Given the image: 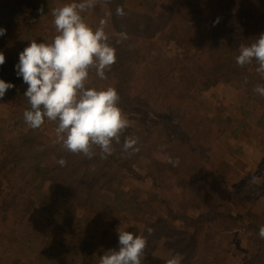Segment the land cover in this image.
<instances>
[{"label":"rangeland","instance_id":"374dc122","mask_svg":"<svg viewBox=\"0 0 264 264\" xmlns=\"http://www.w3.org/2000/svg\"><path fill=\"white\" fill-rule=\"evenodd\" d=\"M10 1L0 0L1 27L6 29V34L0 36V52L7 61L17 64L19 53L31 40L50 43L57 33L52 14L40 15L37 24L29 29L35 12H10ZM233 1L228 12L225 8H212L216 0H96L94 7L81 13L85 23L94 29L98 27L93 24L94 13L98 10L100 21H105V32L114 34L115 49L126 63L125 70L120 72L106 69L103 80L91 71L87 86L98 90L112 87L117 91L118 106L129 126L118 143L113 141L112 147L119 153L120 163L133 167L134 172L128 168L116 169L104 160L94 161L97 158L94 152L91 158L83 153L67 152L56 139L55 122H44L37 129L24 122L22 129L8 132L9 125H16L11 117L22 115L24 104L21 99L9 98L7 94L0 98V134L8 135L10 145L17 146L16 132L19 130L38 139V147L27 167L30 172L31 163L45 169L42 178L36 182L29 181V177L27 182L23 181L31 200L26 199L22 216L16 213L15 205L16 200L23 201L21 194L14 196L9 175L0 172V218L7 217L3 220L8 222L4 227L10 225L15 228L13 232L25 227L30 231H26L19 242L23 244L28 238L33 240L28 245L33 251L31 254L27 256L26 249L16 257L10 250L0 264H30L34 252L46 253L52 246L51 253L59 257L75 240L86 246L85 261L96 264L105 252L118 250V231L121 230L147 238L142 264H167L173 257L180 264H264V248L246 235L244 221L246 215L253 214L258 225L264 226V132L260 135L261 132L253 128L255 119L252 117L236 137L228 138L227 130L219 133L217 129L221 126L215 123L219 119L225 123L227 113L238 116L240 106L246 102L256 105L255 115L264 110V96L254 92L257 86H264V79L257 75V64L253 62L241 67L236 63L240 45H251L264 34V0ZM73 2L79 0H53L51 5L58 8ZM118 8L123 10L122 16L117 15ZM193 11L197 12L198 18L207 14L206 21L211 23V30L201 27L198 37L211 39L210 47L215 42L220 49H210L201 59L189 57L175 41H167L161 36L166 30L186 23L183 17H189ZM18 15L21 23L16 25ZM28 16L26 27L24 23ZM16 26L18 31H15ZM14 32L18 38H12ZM122 33L126 39L122 38ZM212 33L214 38L210 36ZM145 41L149 43L143 45ZM201 45L196 44L197 47ZM192 50L193 47L190 53ZM211 62L217 63L215 77L208 67ZM233 66L242 72L231 75L226 69ZM125 72L128 73L126 76ZM151 76L159 81L161 76L162 81L175 77L181 84H192L184 112L173 107L169 113L165 111V105L160 108V117L154 118L146 109L131 110L133 102L129 100L134 101L133 94L143 90L148 93V88L154 91L146 84ZM125 79L128 86L124 85ZM183 120L185 123L178 130L185 132V137L194 128L200 129V123L205 125L202 144L196 152L193 148L190 151L183 149L186 144L181 140L182 134L166 132L169 123L182 124ZM234 127L235 123H231V129ZM126 138L136 140L135 150L124 151ZM250 139L258 144L251 146ZM200 155L203 160L204 156L210 158L214 170L210 167L206 172L199 168L197 172L194 158ZM60 158L71 162L61 166L57 164ZM236 159L241 162L240 166L235 165ZM88 160V171L85 168L75 174L68 168L69 163ZM222 172V179L228 182L230 192L236 196L232 205L224 201L221 204L218 188L209 181L208 175ZM178 215L208 217L203 221L196 220L197 223H184L175 219ZM75 218H80L85 227L80 237L65 233L61 227L62 222L70 223ZM147 228L153 229L151 235ZM19 242L18 249L23 250ZM54 262L62 264L59 260Z\"/></svg>","mask_w":264,"mask_h":264},{"label":"clouds","instance_id":"9594fccd","mask_svg":"<svg viewBox=\"0 0 264 264\" xmlns=\"http://www.w3.org/2000/svg\"><path fill=\"white\" fill-rule=\"evenodd\" d=\"M95 3L96 0H79L54 8L51 14L57 34L50 43L31 40L19 53L15 69L16 75L28 86L24 96L30 108L23 113L28 126L40 128L45 119L55 122L56 139L67 152L83 153L91 158L95 147L106 158L112 154L113 141L119 142L129 123L118 106L119 96L114 88L98 90L87 86L91 71L101 80L106 79V69L116 62V50L104 30L105 21L101 20L93 29L81 15ZM38 11L43 16V6ZM123 14L118 8L117 15ZM5 34L6 29L0 27V36ZM121 36L127 38L123 33ZM253 61L258 65L257 73H264V34L251 45L239 47L237 65L243 67ZM4 63L5 55L0 52V65ZM14 87L0 79V98ZM254 92L264 96V86H257ZM135 144V139L126 138L124 151L135 150ZM59 164L64 166L66 161L61 159ZM146 231L151 235L153 229ZM258 237L264 239V226L259 228ZM118 240V250L105 252L99 264H142L147 238L121 230ZM167 264H180V261L173 257Z\"/></svg>","mask_w":264,"mask_h":264},{"label":"trees","instance_id":"16d2710c","mask_svg":"<svg viewBox=\"0 0 264 264\" xmlns=\"http://www.w3.org/2000/svg\"><path fill=\"white\" fill-rule=\"evenodd\" d=\"M48 1V2H47ZM233 0H216V3L213 4L214 7L216 8L219 7L220 9L225 8L228 10V12L231 11L233 7ZM53 3V0H11L8 5H9V10L10 12H19L22 14V12L26 13H34V15L31 17L30 23L28 24L29 29L32 26H35L37 24V18L41 15V13L38 11V9L43 6L44 12L43 14H51L52 10L56 8V5H51ZM192 3V2H191ZM49 6V7H47ZM1 7V6H0ZM98 10L94 13L95 21L93 24L96 26H99L100 24V17L97 15ZM181 12V11H180ZM208 13H212L211 10H208ZM214 13V12H213ZM16 25L20 24V17L19 15L16 16ZM184 21L186 23L180 24L179 28L176 27L175 29H168L165 31V34L161 35L163 39H166L167 41H175L176 44H178L185 53H188L187 55L193 58H202L204 57L210 49L216 50L219 49V45L216 46L215 42L214 44H211V39L208 38H201L198 37L200 32L201 27L209 29L211 27V23L208 21V15L203 16L202 18H198L197 12L193 11V13L189 17H183ZM230 19V17H227ZM29 16L27 18V21L24 23L27 27ZM174 22V21H172ZM3 21H0V27L2 25ZM18 27H15V31H18ZM95 29V28H94ZM109 36V43L115 48V39H114V34L110 33L109 31L106 33ZM208 34V33H207ZM18 34L12 35L13 37H17ZM212 38H214V33L210 34ZM18 38V37H17ZM211 38V37H210ZM140 40H138L139 42ZM149 42L145 41L143 45H147ZM197 43H202L201 47H197ZM252 44V43H251ZM249 45V44H248ZM247 45V46H248ZM191 47H193L192 53ZM115 54H116V62L112 65L110 68L113 73L115 72H120L121 70H125L126 63L122 60V55L121 53L118 52V49H115ZM220 50V49H219ZM8 58L5 57V63L3 65H0V79H3L5 82L12 83L15 85L14 88H11L6 91L5 95L7 94L9 98H14V99H21L23 101V110H27L30 108V105L28 103L27 98L24 96V92L27 89V85L23 82L22 77H18L16 75V69L14 63H10L7 61ZM255 62V61H253ZM232 64V63H230ZM229 64V65H230ZM258 66V65H257ZM210 67V74L215 77L216 76V68H217V63L216 62H211L209 64ZM227 71H230L231 75H235L236 73L242 72L238 67L233 66L232 68L226 69ZM199 72H201L199 70ZM214 72V73H213ZM125 76L128 74L127 72L124 73ZM151 75H154L153 73ZM259 78L264 79V75H261L260 73H257ZM163 76H161V81L156 79V77L151 76V79L146 81L148 86H151V88L154 90L153 92L148 88V93H146L144 90L141 91L139 94L135 95L133 94L131 98L134 101L129 100V102H133L131 104V110L137 111V108L139 109H146L147 111L151 112L152 117L154 118H159V112L160 108L165 106V111L168 110L169 113H171V108L174 107V110L180 109L179 111L186 110V105L189 102V97H188V92L190 91V88L192 86L191 83H186V84H181L180 80L175 79V77H171V80L167 79L165 81H162ZM128 80L125 79L124 85L128 86L129 83L127 82ZM161 82V83H159ZM263 84V82H261ZM152 95V96H151ZM147 98V99H146ZM171 103H174L171 104ZM176 105V107H175ZM256 105L250 104L246 102L244 105H241L239 108V111L237 112L238 116L234 117L233 113H227L226 117H224V122L222 123L219 119V121H216V124H219L221 127L220 129H217L219 133H225V130H227V137H236L239 135V130L245 125L247 121H249L250 117L254 118L255 121L253 122L254 129L260 131V135L262 132H264V110H262L258 115L254 114V108ZM184 112V111H183ZM178 117V114L177 116ZM11 120L16 124V125H9V130L8 132H13L16 131L17 129H22V125L24 126V118L23 114L19 115L16 114V116H12ZM160 120V119H159ZM182 120V118L180 119ZM216 120V119H214ZM47 119H45V123H47ZM185 121L183 120L182 124H179L178 122H174L173 124L169 123V130H166L169 134L175 132V133H180L182 134L181 140L186 144V146H183V149H186L188 151L194 149L193 151L196 152L202 144V136L204 133V124L202 125L201 123L199 124L200 129L195 130V128L190 131L187 134V137L185 132L179 131V127H182L184 125ZM231 123H235V127L231 129ZM20 124V126H19ZM200 130V133H199ZM178 131V132H176ZM17 139L19 141V146L16 144L10 145L11 139L8 138V135H1L0 134V172L6 173L9 175L10 180L13 182V191H14V196L17 194H21L20 197L23 199L21 201L20 199L15 201L16 205V213H20V216L24 213V206L26 205L27 200H31V195L28 192V189L25 185V182H27V177H29V181L32 183L36 182V180L43 176L44 168L37 167L33 165L32 163L30 164V167L33 166L32 171L28 169V161L36 151L37 147V141L38 139H35L34 136H29L27 133L20 131L16 132ZM218 133V134H219ZM243 134H246L244 131ZM248 134V133H247ZM30 138V141H25V139ZM23 139V141H21ZM240 139V138H239ZM208 141V140H207ZM256 140L250 139V145L255 147L257 142ZM36 147V149H35ZM94 153H96L97 158L94 161H97L100 163V161L104 160V163L116 168V169H126L128 168L130 171L134 172L133 167H126L125 165H122L119 161V153L116 151H112L111 155H108L106 158L104 154L100 151L99 148H93L92 149ZM238 151V150H236ZM226 151H224L225 153ZM234 153V152H231ZM193 156V153H189ZM235 154H237L235 152ZM60 156H62V153L60 151ZM201 156V155H200ZM205 160L202 159L201 157H195L194 161H197V172H199V168L205 169L206 172L210 171V167L214 170V165L211 163L210 158L205 157ZM61 160V158L59 159ZM79 160V159H78ZM71 162V160L66 161ZM59 164V161L57 162ZM89 164L90 161H77L73 163H69V169H71L72 172L75 174H80V172H83L84 169L86 168V171L89 170ZM68 165V164H66ZM236 166H240L241 162L236 159L235 161ZM219 169L216 171L218 172ZM79 172V173H78ZM32 173H39V175L33 176ZM218 174V173H217ZM223 172L218 175H208L209 181L214 182V187L218 188V191L220 192V198H221V204L223 201L225 203H234L236 200V196L233 195V193L230 192L229 187H228V182L222 179ZM42 178V177H41ZM157 179H155L156 181ZM41 179H39L38 182H40ZM30 183V182H29ZM211 185V183H210ZM199 193V191H197ZM200 195V193H199ZM238 195V194H237ZM201 196V195H200ZM27 199V200H26ZM232 205V204H231ZM223 214H229V213H223ZM208 217V216H207ZM206 217V218H207ZM205 216H199V217H190L188 215H178L175 216L176 220H181V222H199L203 221L206 219ZM7 219V217H1L0 218V260L5 259V254L12 251L14 256L18 257L19 252H24L26 249V255L28 256L31 254L33 251L29 249L28 245H30L33 240L31 238L26 239V242L21 244V241L19 242L21 236L26 233V231H30L29 229H25V227H19V229L15 232L14 229L10 225H7L6 228L4 227L5 224H8L7 221L3 220ZM245 232L246 235H249L253 240H255L257 243H259L260 247L264 248V239H260L258 237V232L260 226L257 223V219L255 215H246L245 216ZM196 222V223H197ZM83 221L80 218H75L73 222H62L61 227L65 229V233L69 232L72 233V235H75V237H80V234L82 231L85 230V227L82 225ZM18 242L19 245H22L23 250L18 249ZM81 241L76 240L73 242V245L68 246L65 248V253L60 254L59 257L53 255L51 253V249L53 246L47 249L46 253H35L33 255V259H29L30 264H58L59 262H54L55 260H59L62 264H94V263H89L85 261V245L84 244H79ZM85 243V242H82ZM86 244V243H85ZM15 248V249H12ZM49 256V258H48ZM61 258V259H60ZM96 264H99L97 261L95 262Z\"/></svg>","mask_w":264,"mask_h":264},{"label":"built area","instance_id":"2783aa9c","mask_svg":"<svg viewBox=\"0 0 264 264\" xmlns=\"http://www.w3.org/2000/svg\"><path fill=\"white\" fill-rule=\"evenodd\" d=\"M0 190H2V188Z\"/></svg>","mask_w":264,"mask_h":264}]
</instances>
